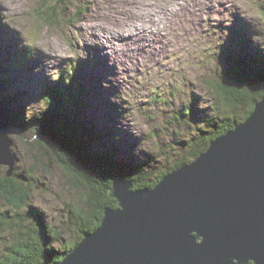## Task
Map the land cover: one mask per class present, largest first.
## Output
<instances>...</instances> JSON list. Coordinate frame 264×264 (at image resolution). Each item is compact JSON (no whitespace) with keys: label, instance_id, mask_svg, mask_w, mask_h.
I'll list each match as a JSON object with an SVG mask.
<instances>
[{"label":"rangeland","instance_id":"rangeland-1","mask_svg":"<svg viewBox=\"0 0 264 264\" xmlns=\"http://www.w3.org/2000/svg\"><path fill=\"white\" fill-rule=\"evenodd\" d=\"M53 6L56 21L43 14ZM237 30L254 35L264 55V0H0V78L14 71L9 88L22 91L25 102L12 108L22 104L26 119L45 110L43 87L85 61L105 85L77 70L79 103L88 118L103 120L100 138L117 146L120 160L136 158L156 175L186 156L187 140L206 124L202 114L214 105L206 83L228 69L222 59L230 48L241 54ZM20 45L24 53L33 48L29 62ZM9 137L15 167L33 180V202L64 240L73 239L78 231L68 212L80 199L57 156L37 144L33 129Z\"/></svg>","mask_w":264,"mask_h":264},{"label":"water","instance_id":"water-1","mask_svg":"<svg viewBox=\"0 0 264 264\" xmlns=\"http://www.w3.org/2000/svg\"><path fill=\"white\" fill-rule=\"evenodd\" d=\"M0 110V165L15 169ZM117 208L57 264H264V96L249 117L153 187L118 179Z\"/></svg>","mask_w":264,"mask_h":264},{"label":"trees","instance_id":"trees-1","mask_svg":"<svg viewBox=\"0 0 264 264\" xmlns=\"http://www.w3.org/2000/svg\"><path fill=\"white\" fill-rule=\"evenodd\" d=\"M55 8L43 14L56 21ZM240 34L236 44H243L248 51L242 57L233 54L230 48L222 59L228 69L223 66L216 80L212 78L206 83L214 104L212 112L206 109V114H202L206 124L197 127V133L187 140L189 152L186 156L171 163L170 170L156 175L143 161L136 158L123 161L116 157L117 146L110 148L100 138L103 127L98 125L100 122L94 124V119L82 117L81 106L77 104L80 102L76 84L79 66L71 68L69 77L64 75L62 81L43 95L46 110L39 116L33 115L37 119L29 116L23 119L22 105L12 108L18 101H24L22 91L10 106L14 97L4 92L7 82L0 78V107L8 112L11 127L23 134L33 129L37 144L55 153L69 185L80 199V203L68 212L77 236L64 240L60 228L33 202L32 178L18 172L17 167L9 176L0 166V264L61 262L86 235L101 225L106 207L117 208V200L111 197L115 181L126 179L135 189L153 187L165 174L188 163V159H196L214 139L244 122L264 96V55L258 51L259 47L247 46L245 33L241 31ZM98 143H102L101 150ZM58 243L60 247L56 246Z\"/></svg>","mask_w":264,"mask_h":264},{"label":"bare ground","instance_id":"bare-ground-1","mask_svg":"<svg viewBox=\"0 0 264 264\" xmlns=\"http://www.w3.org/2000/svg\"><path fill=\"white\" fill-rule=\"evenodd\" d=\"M159 28V27H158ZM124 44H126V42H123ZM120 51V50H119ZM0 110L2 111V112H4L5 114H6V117L9 119V127L11 128V129H13V132L14 131H16V129H14L13 127H11V120H10V116H9V114H8V112H6L3 108H1L0 107ZM19 137H20V135H18ZM12 141V140H11ZM14 146H13V143H12V152H13V154L15 155V153H14ZM15 170V169H14Z\"/></svg>","mask_w":264,"mask_h":264}]
</instances>
